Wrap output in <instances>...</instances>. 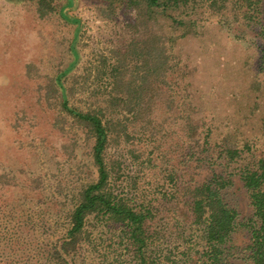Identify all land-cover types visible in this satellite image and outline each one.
I'll return each mask as SVG.
<instances>
[{
	"label": "trees",
	"instance_id": "obj_1",
	"mask_svg": "<svg viewBox=\"0 0 264 264\" xmlns=\"http://www.w3.org/2000/svg\"><path fill=\"white\" fill-rule=\"evenodd\" d=\"M36 1L40 16L53 10L48 0ZM76 1L65 0L60 15L76 25L77 33L79 20L66 14ZM91 2L106 19L119 14L129 38L108 58L101 55L96 71L106 81L104 92L93 95L87 108L70 106L60 82L77 60L76 36L69 48L73 62L55 77L61 110L91 142L94 177L75 191L63 236L49 245L41 242L34 261L70 264L94 251L99 264H264V118L262 146L252 152L248 143L218 140L210 128H201L193 107L185 115L184 130H157L155 116L145 110L152 98L144 93L152 82L169 77L177 65L175 46L198 36L206 13H232L235 24L260 40L263 66L264 0ZM186 68L175 69L173 79L188 77ZM164 95L171 99L168 91ZM186 97L193 106V97ZM166 111L162 125L169 119ZM160 207L181 213L172 228L181 242L163 247V235L153 228ZM19 264L33 262L24 263L22 257Z\"/></svg>",
	"mask_w": 264,
	"mask_h": 264
},
{
	"label": "rangeland",
	"instance_id": "obj_2",
	"mask_svg": "<svg viewBox=\"0 0 264 264\" xmlns=\"http://www.w3.org/2000/svg\"><path fill=\"white\" fill-rule=\"evenodd\" d=\"M48 2L53 10L40 16L36 0H0V264H19L22 257L24 263L44 264L34 261L35 248L63 236L75 191L94 177L91 142L61 110L54 84L73 62L70 43L76 36L77 60L60 82L69 105L84 109L93 95L104 92L106 81L98 79L96 71L101 55L108 58L129 38L130 29L120 15L102 17L91 0H77L66 12L79 20L77 33L76 25L60 15L65 0ZM233 20L230 12L204 14L198 36L181 39L175 46L177 65L171 67L169 77L144 90L152 98L145 110L155 116L157 130H173V134L184 130L185 115L193 107L198 125L210 128L218 140L248 143L252 152L262 146L261 42ZM185 65L188 77L173 79V71ZM189 94L194 101L191 107L185 99ZM170 101L173 104L168 105ZM166 109L169 119L162 125ZM174 218L180 219L181 213L160 207L153 220V228L163 235V247L175 240ZM97 255L88 251L68 260L99 264Z\"/></svg>",
	"mask_w": 264,
	"mask_h": 264
}]
</instances>
